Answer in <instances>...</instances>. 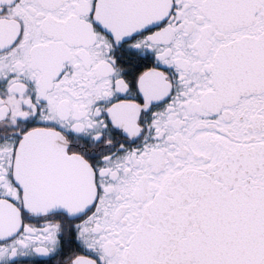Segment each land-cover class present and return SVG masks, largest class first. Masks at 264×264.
<instances>
[{
    "label": "snow or ice",
    "instance_id": "1",
    "mask_svg": "<svg viewBox=\"0 0 264 264\" xmlns=\"http://www.w3.org/2000/svg\"><path fill=\"white\" fill-rule=\"evenodd\" d=\"M0 264H264V0H0Z\"/></svg>",
    "mask_w": 264,
    "mask_h": 264
}]
</instances>
